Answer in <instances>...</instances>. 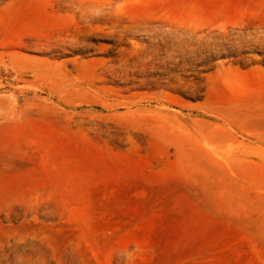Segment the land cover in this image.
Masks as SVG:
<instances>
[{
    "label": "rangeland",
    "instance_id": "1",
    "mask_svg": "<svg viewBox=\"0 0 264 264\" xmlns=\"http://www.w3.org/2000/svg\"><path fill=\"white\" fill-rule=\"evenodd\" d=\"M0 264H264V0H0Z\"/></svg>",
    "mask_w": 264,
    "mask_h": 264
},
{
    "label": "bare ground",
    "instance_id": "2",
    "mask_svg": "<svg viewBox=\"0 0 264 264\" xmlns=\"http://www.w3.org/2000/svg\"><path fill=\"white\" fill-rule=\"evenodd\" d=\"M121 10V9H120ZM123 12V11H122Z\"/></svg>",
    "mask_w": 264,
    "mask_h": 264
}]
</instances>
